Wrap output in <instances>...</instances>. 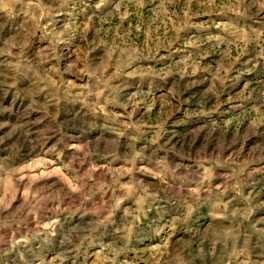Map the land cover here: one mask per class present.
<instances>
[{
    "label": "clouds",
    "instance_id": "obj_1",
    "mask_svg": "<svg viewBox=\"0 0 264 264\" xmlns=\"http://www.w3.org/2000/svg\"><path fill=\"white\" fill-rule=\"evenodd\" d=\"M0 264H264V0H0Z\"/></svg>",
    "mask_w": 264,
    "mask_h": 264
},
{
    "label": "rangeland",
    "instance_id": "obj_2",
    "mask_svg": "<svg viewBox=\"0 0 264 264\" xmlns=\"http://www.w3.org/2000/svg\"><path fill=\"white\" fill-rule=\"evenodd\" d=\"M193 31H194V29H193Z\"/></svg>",
    "mask_w": 264,
    "mask_h": 264
}]
</instances>
